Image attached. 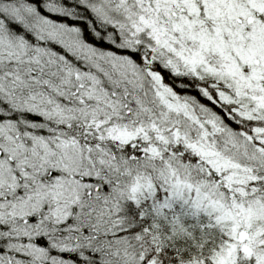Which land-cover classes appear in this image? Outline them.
I'll return each instance as SVG.
<instances>
[{"label":"snow or ice","instance_id":"obj_1","mask_svg":"<svg viewBox=\"0 0 264 264\" xmlns=\"http://www.w3.org/2000/svg\"><path fill=\"white\" fill-rule=\"evenodd\" d=\"M0 264H264V0H0Z\"/></svg>","mask_w":264,"mask_h":264}]
</instances>
